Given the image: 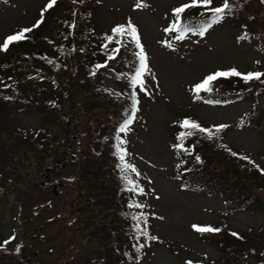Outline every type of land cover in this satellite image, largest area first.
Listing matches in <instances>:
<instances>
[{
  "label": "rangeland",
  "instance_id": "1",
  "mask_svg": "<svg viewBox=\"0 0 264 264\" xmlns=\"http://www.w3.org/2000/svg\"><path fill=\"white\" fill-rule=\"evenodd\" d=\"M58 1L61 2L58 4V9H53L46 14L45 8L49 0H0V44L7 36L13 35L21 29L33 28L34 24L42 21L39 27L26 33L27 39L18 41L20 44L15 46L11 44L7 51L0 50L1 87L10 89L17 86L18 83L21 84L19 85L21 90H29L28 85H35L32 81L37 82L33 78L34 74L44 72V69L49 70L50 75L59 73L56 61L64 65L65 70L72 69L69 61L66 63L64 60H53L50 63V60L47 59L50 54L51 56L56 54L54 50L58 39L60 40V51L66 53V42L72 41V50L75 52L74 59L79 64L80 77L84 78V67L82 62H79L84 59L79 54L80 43L84 38L81 33L75 37L61 36L68 32V28L62 23V17L71 18L73 13H70L68 17L67 13L62 11L66 8L64 3L67 0ZM246 1L249 2L244 4L246 6H243L241 11L249 13L248 18L240 15L231 17L232 20H227L225 23L218 22L215 27L209 28L202 37L195 33L201 37V41L193 42L185 37L176 39L175 32L165 31L175 19L173 10L182 4L190 3V0H88L87 6L91 10V20L89 19L85 23L83 30L93 28L94 37L100 40L98 35L111 32L119 22H124L127 25L131 22L137 28L139 37L144 43L147 63H152L151 74L153 76H147L148 83L144 84V90L151 91L146 98L149 101H146L143 111L135 113L134 122L126 132L128 139L125 136L124 140L121 133V139L125 141L121 147L126 152L125 161L142 173L140 183L143 192L139 197L146 207L153 235L157 239L152 245L145 246L143 249L139 248L138 252L130 249L128 264H235L233 261L224 260L232 254V248L226 249L225 246L221 248L219 238L222 239L230 232L232 239L225 241L234 244V247L237 245L238 247L234 251L238 252L244 248L247 249L253 243L255 234L250 235L249 227H252V231L260 232L261 236L264 233V177L259 178L263 179V184H258L259 181L253 179V176L256 177L255 174L252 173V179L247 173L240 174L244 181L238 188L239 194H248L249 189L246 187L251 186L249 191L253 192L255 201L248 209L234 210L233 205L229 202L224 204L223 199L226 197L223 195V197L219 194L211 196L194 190L182 189L174 172V152L169 146L174 138L171 132L173 129L171 121L176 120L175 124H178L184 120L186 114H193L195 120L203 121L204 123L200 122V125L208 129H215L220 122H227V132L221 134L222 142L229 143L227 144L229 147L232 146L251 154L254 161H260L264 166V140L260 132L253 128L235 127L238 116L244 113L254 99L249 97L240 99L238 102H212L209 105H201L194 100L196 94L192 90L195 83L204 80L206 76L218 70L225 71L235 68L241 72H248L264 65V52L259 45L261 38L258 36L260 33H264V0ZM221 2L222 0H214L213 6H219ZM137 3L142 6L136 7ZM242 25L247 26V32L252 34L249 39H238L239 35L244 32L245 27ZM91 35L92 30L87 29L86 37ZM53 44L55 47L50 50L49 48ZM93 49L101 52V43L94 44ZM19 50H26L31 57V71L28 66H25V70L22 67V70H19L20 73L15 70L18 67L17 61L28 59V57L19 58ZM103 53L107 56L108 52L103 50ZM14 56L19 59L15 61ZM102 59H104L103 55L100 60ZM88 61L89 63L92 61V56L89 54ZM24 75H26V81L22 79ZM59 75L61 80H58V83L65 85L66 74L59 73ZM103 78L105 81V75ZM20 80L25 83H20ZM38 83L44 82L39 81ZM88 83L90 86L92 85V82ZM95 83L101 82L96 79ZM45 84L52 88L54 80L45 81ZM75 88L81 91L80 86L77 85ZM54 89L57 94L55 87ZM262 93L256 103L258 108H264V92ZM146 99H140V101ZM56 102H60V99ZM19 106L20 108L14 112V127L16 130L18 128L25 129V133L21 139H18L13 133L12 125L5 126L8 129L3 130L4 140L0 139V188L10 190L11 187L9 188L8 184L15 183L19 185L17 191L21 189L20 192H16L21 197L24 192L25 194L24 198L19 201L0 193V245H2L0 246L2 252L0 257H6L9 260L8 264H22L20 261L16 262L17 259L22 260L23 263L30 259L29 262L35 264L44 255L43 264L60 263L62 251L72 240H77L84 234L85 238L81 241L82 253L79 257L74 256L66 259L69 264H84V255L104 253L103 248L98 247L96 243L88 242L89 231L84 225L88 214L76 211V219L74 217L76 212L69 206L68 197L62 192L53 194L52 187L45 185L43 187L42 184L45 180H41L42 178L37 177L38 186H34L26 192L23 182L25 174L17 173L15 168H10L5 164L4 156L6 154L2 151L10 152L22 147L19 143H24L22 140H30L29 135L35 134L42 140L45 137L58 140L62 134L61 126L53 119V113H43V109L36 108L28 102ZM138 116L143 120L140 124H137ZM189 117L190 115L187 116V118ZM93 128L95 129V127ZM179 128L180 126L175 131ZM181 130L179 133L182 132ZM77 138V142L80 144V137ZM137 138L138 142H136ZM77 142H74L73 145H78ZM129 142H133L135 148ZM221 154L222 156L214 151L207 152L206 163L212 161L216 164L211 163L212 166L223 167L226 159L223 153ZM48 155L49 151L45 146L44 155L39 156V160L49 162L51 158H48ZM19 156L27 158L23 152ZM197 156L203 163V156L199 152ZM64 157L69 158L70 155L64 154ZM76 166V161L67 162V164L59 166L56 173L59 175L58 177L64 176L68 179ZM10 169H13V172ZM224 183L229 185L227 180H224ZM230 183L235 185L232 181ZM22 200L23 206L20 208L18 204ZM35 207L37 210L41 207V210L35 213L33 211ZM226 207L227 213L223 210ZM14 211H18L17 218L19 219L17 221L12 218ZM52 216L55 223H49L43 227L47 218ZM220 216L227 219V225L230 227L227 228L232 231H226L224 234L214 232L212 239H206L205 236L200 238L193 225L201 226L202 223L217 220ZM221 226L222 224L217 225V227ZM15 227H17L18 236L22 239H24L23 234L38 228L37 231L43 233L42 240L47 241L46 245H41L42 249L35 251L36 256L30 253L25 258L20 255H5L4 253H8L9 249L3 242L10 241L9 243H11L10 236L14 233ZM232 233H241V236L239 238L238 234L234 236ZM51 237H55L53 242L50 241ZM260 240L264 241V238L261 237ZM24 241V246H26V243L32 240L24 239ZM58 245L60 248L57 247ZM52 247H55V250ZM25 250L28 252L27 248ZM263 250L264 246L262 252ZM226 252H228V256H226Z\"/></svg>",
  "mask_w": 264,
  "mask_h": 264
},
{
  "label": "trees",
  "instance_id": "2",
  "mask_svg": "<svg viewBox=\"0 0 264 264\" xmlns=\"http://www.w3.org/2000/svg\"><path fill=\"white\" fill-rule=\"evenodd\" d=\"M230 1L232 12L231 14H226V17H230L229 15H243L248 18V16H250L249 13L241 12L243 6H246L244 4L249 1ZM66 3L67 7L62 9L64 12L70 7V3L65 2L64 4L66 5ZM56 9H58V5ZM204 15L206 14L195 8H191L189 11L186 10L185 13L182 14L181 22L185 25L190 22L199 26L208 19ZM246 28L247 26H245L244 32L239 35V38L246 35ZM250 36L252 35L249 34L248 38H250ZM258 36L261 38L259 45L264 49V33H260ZM116 39H121L122 43L126 46L121 47V53L116 59L109 62V66L97 68V65L94 66V63H89L88 59L82 55L84 59L79 60V62H82L84 67V78L80 77V67L79 64L75 62L72 53L74 52L72 50L73 46L71 45L67 46V58L74 61V64L71 66L72 69L67 68V70H65V66H62V69L59 66L58 70L59 73L66 74L64 79V81H66L65 85H60V82L58 83V80H61L59 73L50 75V72L44 69V72L34 74L33 78H35L37 82L32 81L35 85L29 84V90H21L19 86L21 84L18 83L16 84L17 86L10 89L0 86V139L4 140L3 130L8 129L5 128V126L10 125L13 126V133L18 139L23 137L25 129L18 128L16 130L14 127V112H16L20 108L19 105L24 102H28L36 108L43 109V113H53V119L61 126L62 134L58 140H53L49 137H45L42 140L41 138H37L35 134H31L29 135L30 140H22L24 143H19L22 147H18L16 150L10 152L1 151L6 154L4 158H6L5 164H7V166L13 169L15 168L17 173L22 172L25 174V176H23V182L27 190L26 192L32 187L38 186L37 177L42 178L41 180H45L42 186L57 187V192H62L68 197V201L70 200L69 206L72 207L75 212L80 211L88 214L84 222V225L89 231L88 242L96 243L98 247L103 248L104 253L100 255H84V264H128L129 255L131 253L129 250L134 249L138 252L139 248L143 249L145 246L150 245L153 240L150 239V237H154L151 226L146 220L147 216L142 213V210H129L128 208L129 206L127 204L131 200V197H133L134 192L127 191V188L131 187V185L127 184L124 177L128 175L130 169L127 171L122 170L125 161L121 162L119 160V153L116 148L118 144L116 129L123 123L124 119L127 118L131 111L133 93H135V97L139 102V99H146L151 91L145 89L139 93V86L134 88L130 85V79L135 74L136 68L139 67V61L134 56V52H136L135 45L129 42V37H116ZM101 40L99 43L102 42ZM92 43L94 44V36L92 37ZM104 43L108 44V41L106 40ZM109 44H113L111 49L119 46L115 43ZM15 45L17 44H13V46ZM49 49L52 48L50 47ZM79 50H82L81 47ZM93 50L94 49L89 48L86 49V52L89 54ZM103 50L108 52V47L105 48L104 45H102V53ZM18 54L19 58L24 59V57H28V59L24 61L19 60L17 62L19 66L21 64L20 68L17 69L18 73H20L19 70H22V67H24L25 70V66L30 67L31 71V57L27 54V51L19 50ZM19 58L14 56L15 61ZM261 68H256L249 72H239L242 74L253 72L264 73V68ZM105 73L113 77V87H110L109 84L102 86L100 83H95L96 79H102L101 77ZM25 76L26 75L22 77L24 81H26ZM51 79L54 80V86L49 88V86L45 84V81L51 82ZM80 80L83 82H79ZM39 81L44 83H38ZM89 81L92 82L91 86L88 83ZM22 82L23 81L20 80V83ZM1 84L0 82V85ZM77 85L81 87V91L75 88ZM54 87L56 88L57 94L55 89L53 90ZM211 87L213 89L212 91L199 93L200 98H196L197 101H237L252 97L254 101L250 103V106L237 119L235 127L257 129L264 140V108H258L256 105L259 97L263 94L262 92H264V76H262L260 80L253 79L248 82H245L241 77H221L213 82ZM59 99L60 102H56ZM93 127H95V129ZM212 130L215 131L214 128H212ZM181 131H185V129ZM224 132H227L226 127L216 133L212 139H208L205 134L199 132L193 136L186 137L183 143L185 148L191 149V155L179 151L174 147V145L179 143L177 139L178 135H175L176 141L173 144V148L178 155L177 170L185 184L188 182L194 183V187L198 189L215 191L218 188L215 185L219 183L220 185L223 184V186H228L232 193H236V195L239 194L238 188L243 184L242 181H244L240 176L241 173H247L248 176L250 175L251 179L253 173L257 177L253 176V179H257L259 181L257 182L258 184H263V179H259L260 177H264L263 163L254 161L251 154L238 149L236 150L232 146H230V148L229 145H227L229 143L226 142L227 144H225L222 142L221 134ZM77 137H80V144L77 142ZM74 142H77L78 145L74 146ZM45 146L49 151L48 158H51L49 162L39 160V156L44 155ZM209 151L219 153L221 156V153H223L226 159L223 167L212 166L211 163L216 165L212 161L206 163L205 159H207V157L205 158V155ZM22 152L26 154V159L19 156ZM198 152L204 158L203 163H198L195 159ZM232 153H236L237 155L234 156ZM64 154H69L70 157L63 158ZM209 154L212 156L211 153ZM240 157H247L248 160L241 159ZM249 160L253 163H249ZM70 161L77 162V166L73 173L68 179L64 176L61 178L58 177L59 175L56 172L59 166H63ZM12 170L11 172H13ZM127 178L129 179L128 176ZM224 180H227L229 185H226ZM230 181L234 182L235 185L231 184ZM8 187H11V189L0 188V193L5 196H10L13 200L21 201V199L24 198L25 192L22 194L23 197L17 193L21 191V189L17 191V188H19L18 184H8ZM246 188L251 190L252 187L247 186ZM249 190L247 192L248 194L240 193L239 196H236L239 201L237 202L238 205L236 208L248 209L251 203L255 201L253 192ZM228 192L229 191H226L227 195ZM18 206L20 208L23 206V200ZM17 216L18 211H14L12 218L17 221V219H19ZM133 216L141 217V219H139V221L134 220L132 218ZM74 217L77 219V212L74 214ZM219 222L220 221L212 223L213 228L220 229L218 232L219 234L232 231L228 229L230 227L227 225L228 222L226 220L224 223ZM216 223L222 224V226L217 227L218 224ZM138 224L139 231L137 230ZM248 229L250 235L255 234V236H253L254 240L247 249L244 248L242 251H234L238 246L236 245L234 247V244L225 241L232 239L230 232L228 233L230 237L224 235L222 239L219 238L221 248L224 246L226 249L232 248V254L228 256V252H226V256L228 257L224 260L233 261L235 264H264V250L262 252L264 246H262V244H264V241L260 240L261 237L264 238V233H262L261 236L260 232L252 231V227ZM145 231L147 232V236L142 234V232ZM213 233L214 232L205 235L206 239H212ZM236 234H238V237L241 236V233ZM11 236L12 241L6 244L7 248L9 250H15L16 246L18 248V254L24 258L29 253L36 256L37 253L35 251H40L42 249L41 245H46L44 242L47 243V241L42 240L39 232L35 234L31 231L27 234H23L24 239L29 241L32 240L24 246L25 241L18 236L17 227H15L14 233H12ZM54 238L55 237H51L50 241L53 242ZM84 238L85 235L83 234L77 240H72L60 254L61 262L56 264H69L66 262L67 258L74 256L79 257L80 253L83 251L81 241ZM141 245H143V247H141ZM57 247L60 248L59 245ZM25 248L28 249V252ZM52 248L55 250V247ZM1 253L0 251V255ZM8 254L9 252L5 253V255ZM93 256L97 261L92 260L94 259ZM42 259H44V255H42L40 260L35 264H43ZM2 260L3 259H0V264H2ZM22 264L31 263L28 261Z\"/></svg>",
  "mask_w": 264,
  "mask_h": 264
},
{
  "label": "snow or ice",
  "instance_id": "3",
  "mask_svg": "<svg viewBox=\"0 0 264 264\" xmlns=\"http://www.w3.org/2000/svg\"><path fill=\"white\" fill-rule=\"evenodd\" d=\"M57 0H49V3L47 4L45 11L47 9L52 8L56 4ZM214 0H190V3H185L182 4L180 7H177L173 10L174 13V21L173 23L165 29L166 32H177L178 35L176 36V39H184L185 35L189 32H196L197 34L203 36L204 33L207 31L208 28H210L213 24L220 22L226 14H231L232 12V6L230 4V0H222V3L220 6H213ZM142 5L140 3H137L136 7H141ZM191 8H204L208 12L211 13V17L207 20V22L201 23L198 27L193 28L191 25H185L181 23V16L183 13H185L186 10L191 9ZM43 15V13H42ZM40 23L42 21H38L36 24L33 25V28L39 27ZM33 28H25L21 29L19 32L14 33L13 35H9L5 38L2 44H0V50L7 51L9 46L13 44L14 42H18L24 39H27L28 37L26 36V33H29L33 30ZM113 35H108L106 36V40L108 43H115L116 45H119L118 47H114L110 54L108 55V60H114L116 57L121 53V47H124L121 39H116V37H129L130 38V43H133L139 51L134 52V56L138 59L139 61V67L136 68L135 74L131 77L130 79V85L132 87H137L143 91L144 90V80L143 77L144 75L149 71L148 65H147V56L144 51V48L140 42V37L137 32V28L129 22L127 26L125 25H119L116 26L112 29ZM246 36L240 37V39H245ZM169 47L171 46L170 44L168 45ZM105 48L108 47V44L104 45ZM107 65H97V68L100 67H106ZM241 77L245 82H248L249 80H260L262 76H264V73L261 72H253V73H247V74H242L240 73L237 69L232 68L227 71H217L215 73L209 74L204 78V80L196 85L193 86V92L196 94V98L199 99V93L201 92H210L212 91L211 85L213 82H215L218 78L224 77ZM209 103H212V101H208ZM138 101L135 97V93L132 95V103H131V111L128 114L127 118L124 119L123 123L119 125V133H125L129 130V125L132 123L133 119L135 118V112L138 110L136 105ZM180 127L182 129H185V131H182L178 134L177 139L179 143L174 145V147L179 150L188 153L191 155V149L185 148L184 146V139L186 137H190L195 135L197 132L205 134L208 139H212L216 133L220 132L223 128L227 127L226 125H219L215 127V131L212 129L204 128L200 126L198 123L191 121L189 119H185L184 121L181 122ZM125 141L123 139H120L119 143L116 145L117 152L119 153V160L121 162L125 161V155L126 152L125 150L121 147ZM230 151V150H229ZM232 155H237L236 153H232ZM241 159L248 160L247 157H240ZM196 161L198 163L202 162L201 158L199 156L195 157ZM249 163H253L252 161L249 160ZM131 170L132 172H137L136 168L128 163H123L122 170L127 171ZM139 173H137L138 175ZM124 179L127 181V184L131 185V187L127 188V191L129 192H135L137 191V185L135 182L131 179H128L127 176L124 177ZM139 192H143V189L140 188ZM143 207V205L140 204H135L132 205L130 204L129 207ZM134 220L141 219V217L133 216L132 217ZM194 230L200 233L204 232H219L220 229L218 228H213L211 226H197L193 225ZM137 230L139 231V224L137 225ZM143 235L147 236V232H142ZM232 235H236V233H232ZM14 238V237H13ZM150 239H157L156 237H150ZM10 241H4V244L9 243ZM2 246V245H0ZM143 247V245H141Z\"/></svg>",
  "mask_w": 264,
  "mask_h": 264
}]
</instances>
